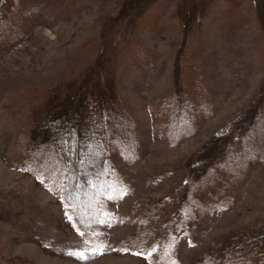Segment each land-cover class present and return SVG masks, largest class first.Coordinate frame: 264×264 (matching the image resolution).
Instances as JSON below:
<instances>
[{
	"label": "rangeland",
	"instance_id": "374dc122",
	"mask_svg": "<svg viewBox=\"0 0 264 264\" xmlns=\"http://www.w3.org/2000/svg\"><path fill=\"white\" fill-rule=\"evenodd\" d=\"M8 4L0 264H264V0ZM95 63L133 126L109 143L117 189L83 229L62 198L65 160L31 132L48 100L88 84ZM249 104L250 127L205 153L213 161L197 173L202 147Z\"/></svg>",
	"mask_w": 264,
	"mask_h": 264
},
{
	"label": "trees",
	"instance_id": "16d2710c",
	"mask_svg": "<svg viewBox=\"0 0 264 264\" xmlns=\"http://www.w3.org/2000/svg\"><path fill=\"white\" fill-rule=\"evenodd\" d=\"M7 2L11 3L12 0H0V8L8 6ZM98 65L95 63L91 68L88 84L68 88L62 95L52 96L41 108L43 111L31 132L34 140H39L41 144L53 142L56 155L65 160L62 198L71 209L78 226L83 229L93 227L102 220L104 201L117 189L114 188L116 182L109 143L113 137L117 138L119 128L129 129L133 126V118L130 122L114 80L107 76L101 78L99 71L102 68H98ZM176 78L179 79L178 76ZM184 93L180 82L176 86L179 98L177 104L181 105L185 100ZM252 106L249 104L247 109L231 117L216 137L202 147V157L192 166L197 173L204 171L213 161L208 158L203 160L205 153L212 155L218 145L227 141L233 133H243L245 127H250V117L253 119L251 112L255 110ZM55 123L57 126L52 133ZM262 237L264 227L256 233L257 242Z\"/></svg>",
	"mask_w": 264,
	"mask_h": 264
},
{
	"label": "snow or ice",
	"instance_id": "6c2138e0",
	"mask_svg": "<svg viewBox=\"0 0 264 264\" xmlns=\"http://www.w3.org/2000/svg\"><path fill=\"white\" fill-rule=\"evenodd\" d=\"M69 219H71V217H69ZM84 234L81 233V236H83ZM93 253H95L97 251V249L93 248V249H90ZM153 251H155V249H153ZM73 255H76L78 258H81V259H87L88 257L85 255L84 252H76V253H73Z\"/></svg>",
	"mask_w": 264,
	"mask_h": 264
}]
</instances>
